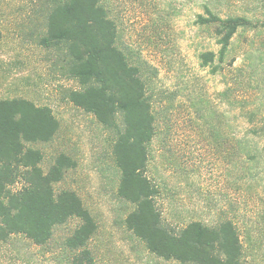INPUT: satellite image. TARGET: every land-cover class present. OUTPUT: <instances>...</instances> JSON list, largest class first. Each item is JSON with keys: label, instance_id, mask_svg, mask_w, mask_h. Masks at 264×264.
Masks as SVG:
<instances>
[{"label": "rangeland", "instance_id": "rangeland-1", "mask_svg": "<svg viewBox=\"0 0 264 264\" xmlns=\"http://www.w3.org/2000/svg\"><path fill=\"white\" fill-rule=\"evenodd\" d=\"M56 0H0V100L25 99L51 109L54 138L30 147L44 172L59 154L75 165L54 189L72 190L97 225L88 244L94 264H179L150 253L124 226L133 207L117 196L114 133L68 99L80 86L68 74L62 43L46 34ZM117 30V46L141 67L154 115L145 175L158 189L163 224L177 232L188 222L214 226L230 219L240 234L243 264H264V0H102ZM249 22L219 63L208 17ZM244 153V156L241 154ZM21 181L11 189L22 187ZM77 218L35 245L24 235L0 241V264H70L64 241Z\"/></svg>", "mask_w": 264, "mask_h": 264}, {"label": "trees", "instance_id": "trees-1", "mask_svg": "<svg viewBox=\"0 0 264 264\" xmlns=\"http://www.w3.org/2000/svg\"><path fill=\"white\" fill-rule=\"evenodd\" d=\"M206 11L208 17L199 16L198 23L214 29L219 49L201 53L202 66L223 62L238 30L249 27L242 17L219 18ZM46 34L65 45L68 74L80 86L70 92L69 101L114 133L117 196L133 207L125 216V228L164 261L243 264L240 234L230 219L214 226L191 221L177 232L163 224L155 202L158 189L145 175L147 146L155 132L146 82L141 67L118 48L116 25L102 0H56ZM58 129L49 107L25 99L0 100V241L24 235L43 245L55 226L77 218L79 225L64 241L72 252L70 264H94L88 244L97 231L95 220L74 191L54 189L74 161L59 154L44 172L42 153L30 147L51 141ZM19 181L22 187L13 191Z\"/></svg>", "mask_w": 264, "mask_h": 264}]
</instances>
